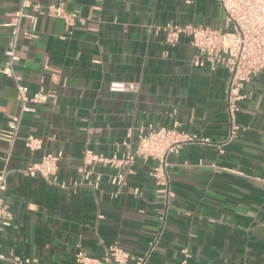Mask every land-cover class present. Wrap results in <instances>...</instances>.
<instances>
[{
    "label": "crops",
    "instance_id": "0c3cea01",
    "mask_svg": "<svg viewBox=\"0 0 264 264\" xmlns=\"http://www.w3.org/2000/svg\"><path fill=\"white\" fill-rule=\"evenodd\" d=\"M21 1L0 0V131L18 113L14 82L2 69L9 24ZM32 2L62 4L81 22L69 26L37 15L27 40L30 24L21 21L14 75L29 91L49 96L22 115L10 153L0 141V173H7L3 201L13 217L0 228V252L34 264H75L77 252L99 258L117 242L131 255L129 264L137 258L145 264H264V70L245 85L237 113L241 129L219 152L228 131V74L194 67L189 39L170 47L158 31L168 22L224 29L217 2ZM115 81L135 83L138 90L111 93L108 85ZM173 120L200 140L169 157L167 200L155 196L151 162L138 161L116 197L108 169H94L102 174L95 189L79 183L84 149L110 157L122 143L135 145L138 128H167ZM27 137L39 138L42 150L30 154ZM45 152L62 154L54 183L20 172Z\"/></svg>",
    "mask_w": 264,
    "mask_h": 264
},
{
    "label": "built area",
    "instance_id": "2783aa9c",
    "mask_svg": "<svg viewBox=\"0 0 264 264\" xmlns=\"http://www.w3.org/2000/svg\"><path fill=\"white\" fill-rule=\"evenodd\" d=\"M99 1V0H97ZM225 15L227 27L224 29L212 27L180 26L172 22L166 23L158 31L164 34L165 42L175 47L182 37L189 39V45L194 50L192 64L196 68L209 65L211 71L217 67L228 74V88L225 95V114L228 131L220 143L219 152L237 138L241 126L237 122L240 103L246 98L245 85L251 78L264 70V0H215ZM98 9V8H95ZM77 11H67L62 4H48L41 6L32 0H22L20 10L10 21L11 39L6 49V61L2 74L11 78L16 90L18 113L10 116L6 127L0 131V141H3L12 151L18 140L21 117L26 113H33L36 107L47 102L49 94L43 89L29 91L28 87L14 75L13 66L18 61L16 54L17 37L20 32L22 19L30 24V28L23 33L25 39H31L37 23V15L58 18L65 24L73 26L81 22ZM138 86L132 82L115 81L108 85L111 93H135ZM198 139L195 135L181 130L178 120H173L170 127H154L149 124L137 130L136 143L132 145L122 143L112 156L84 149L81 166L78 169L79 183L91 188H97L102 182V174L94 169L100 167L110 170L107 182L116 187L113 197L126 186L129 175L138 161L151 162L148 175L153 181L156 198L167 200L171 195L169 157L179 152L185 144H191ZM203 141V140H202ZM39 138L27 137L24 147L30 154L42 150ZM9 157V154L8 156ZM61 153L45 152L38 161L26 164L21 173L26 177H41L55 182ZM7 173H0V228L9 227L13 217L3 201L6 190ZM132 194L139 195L138 189ZM164 214L160 221L163 222ZM131 255L123 250L117 242L110 244L99 258H93L79 251L75 255V264H129ZM0 262L8 264H34L36 261L21 258L12 252L8 255L0 252ZM134 264H145V259L137 258ZM184 264V263H183Z\"/></svg>",
    "mask_w": 264,
    "mask_h": 264
}]
</instances>
